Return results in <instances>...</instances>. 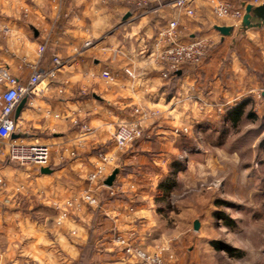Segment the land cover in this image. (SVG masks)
Returning a JSON list of instances; mask_svg holds the SVG:
<instances>
[{"label": "crops", "instance_id": "crops-1", "mask_svg": "<svg viewBox=\"0 0 264 264\" xmlns=\"http://www.w3.org/2000/svg\"><path fill=\"white\" fill-rule=\"evenodd\" d=\"M211 5V0H197L193 17L162 4L140 19L135 9L104 0H0V70L26 84L30 64L49 69L55 57L70 61L58 69L51 87L27 97L15 118L14 140L51 147L45 167L52 173L0 156V176L8 185L0 192V264H141L113 242L116 234L132 233L134 245L148 252L161 249L167 264H208L200 260V250L184 253L166 240L157 186L148 180L158 164L193 153V141L202 132L219 131L223 140L243 116L259 121L258 137L264 139V30L251 32L252 41L231 49L230 38L222 41L213 26L232 23L219 20ZM173 18L186 28V40L211 41L202 67L185 68L175 81L163 77L155 51L157 31ZM46 38L50 44L40 54ZM88 41L94 45L85 47ZM125 69L137 77L123 79ZM105 70L117 74L116 80L106 81ZM200 101L222 105V112L202 111ZM130 105L157 110L160 117L148 122L145 137L120 150L115 134L129 118ZM84 124L90 133L84 134ZM104 153L116 160L111 170L124 163L113 189L88 181ZM165 166L158 168L162 175ZM90 190L98 205L83 199ZM71 199L77 202L58 225L57 206Z\"/></svg>", "mask_w": 264, "mask_h": 264}, {"label": "rangeland", "instance_id": "rangeland-1", "mask_svg": "<svg viewBox=\"0 0 264 264\" xmlns=\"http://www.w3.org/2000/svg\"><path fill=\"white\" fill-rule=\"evenodd\" d=\"M172 1L159 0L153 8L168 4L171 9ZM159 117L160 112L151 120ZM259 129L258 120L243 116L236 127L223 133V140L219 131L210 136L202 132L193 141V153L166 160V166L158 164L153 180H148L157 186L166 240L184 253L200 250L203 263L264 264V139L258 137ZM145 136L144 128L137 140ZM164 166L167 172L162 175L158 168ZM165 181L172 187L167 193L161 190ZM198 218L202 226L196 232L193 224ZM224 244L243 255L230 257Z\"/></svg>", "mask_w": 264, "mask_h": 264}, {"label": "built area", "instance_id": "built-area-1", "mask_svg": "<svg viewBox=\"0 0 264 264\" xmlns=\"http://www.w3.org/2000/svg\"><path fill=\"white\" fill-rule=\"evenodd\" d=\"M197 0H173V8L177 11H184L189 16L196 15L195 3ZM247 2L258 3L261 0H246ZM106 3L124 4L137 11V17L143 18L153 12L155 5L159 0H104ZM214 14L219 20L230 21L232 24L237 23L243 16L244 10L241 9L236 0H211ZM7 32L9 29L4 28ZM186 28L182 27L177 18L166 20L156 33L155 51L157 60L164 66L162 75L169 78L171 73L180 72L184 67L198 69L202 67L207 57L211 41L200 38L186 40ZM50 39L46 38L43 45L39 48V53L43 54ZM93 41H88L85 47H92ZM69 60H63L55 57L52 67L44 69L40 63L30 64L31 76L26 84H20L18 79L11 75L6 69L0 70V156L4 155L11 162L19 163L23 166H40L48 165L51 154V147L47 144H27L17 142L13 136L18 131L15 120V112L19 103L31 94L43 91L51 87L54 83L59 68L69 65ZM262 74L264 80V49L262 52ZM118 75L110 70H105L102 77L106 81H114ZM123 79H135L137 73L131 69H125L122 75ZM64 82L60 90L66 89ZM222 105L211 104L206 101L199 102V108L206 111L208 108H215L219 113L222 112ZM129 118L126 122L119 125L115 134V144L118 149L123 150L135 140L143 136L145 125L148 121L158 116L159 111L145 109L140 105H130L127 107ZM84 134L90 133L91 129L87 124L82 125ZM178 133V131H176ZM116 163L114 157L104 153L100 156L99 162L95 169L89 174L88 181L90 186H104L103 179L109 174L112 166ZM7 182L0 176V192L6 190ZM83 199L89 204H99V198L94 196L93 191H88ZM77 199H71L58 205L59 211L57 224L62 225L69 217L70 209L75 206ZM134 233L130 236L116 234L113 242L116 245L126 247L132 254L137 257L141 264H167L162 250L148 252L134 245L132 239Z\"/></svg>", "mask_w": 264, "mask_h": 264}, {"label": "water", "instance_id": "water-1", "mask_svg": "<svg viewBox=\"0 0 264 264\" xmlns=\"http://www.w3.org/2000/svg\"><path fill=\"white\" fill-rule=\"evenodd\" d=\"M239 7L244 10L242 18L235 24H216L213 29L217 31L222 41L225 38H230V48L234 49L242 41H252L251 32L264 30V0L258 3L247 2L246 0H236ZM129 14L125 16L127 18ZM30 29L35 38L39 37L38 30L30 26ZM181 72V71H180ZM179 72V74H181ZM27 98H24L16 108L15 118H18L21 111L25 107ZM14 137V136H13ZM17 166L22 167L23 165L15 163ZM124 171V163H120L114 167L111 172L103 179L102 184L113 189L116 186L119 176ZM41 172L43 174H51L52 170L49 167H42ZM202 223L200 218L196 219L193 224L194 231L199 232Z\"/></svg>", "mask_w": 264, "mask_h": 264}, {"label": "trees", "instance_id": "trees-1", "mask_svg": "<svg viewBox=\"0 0 264 264\" xmlns=\"http://www.w3.org/2000/svg\"><path fill=\"white\" fill-rule=\"evenodd\" d=\"M185 68H187V67H184L181 72H184ZM170 77L173 79V81H175L180 77V74H179V72H173V73H171ZM166 183L167 182L165 181L163 183V185H161V188L167 193L166 189L168 187V184H166ZM218 244L223 245L222 243H218ZM224 246H226L228 248V252H229L230 257H241L243 255V252H241L239 250H236V249L232 250L229 248V246H227L225 244H224Z\"/></svg>", "mask_w": 264, "mask_h": 264}]
</instances>
